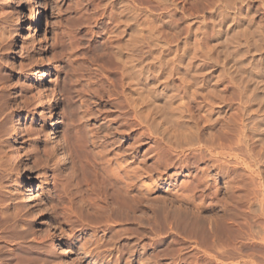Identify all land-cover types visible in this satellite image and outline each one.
I'll list each match as a JSON object with an SVG mask.
<instances>
[{"label":"rangeland","instance_id":"1","mask_svg":"<svg viewBox=\"0 0 264 264\" xmlns=\"http://www.w3.org/2000/svg\"><path fill=\"white\" fill-rule=\"evenodd\" d=\"M146 1L129 0L133 27L122 35V27L111 20L109 0H0V264L195 263L193 248L179 239L169 238L154 252V241L168 234L154 228L156 205L166 203L175 211L188 209L196 216L215 217L218 211L207 207L211 195L220 190L224 198L230 185L208 166L206 154L202 160L198 149L181 148L164 137L161 127L169 112L163 108L162 97H152L147 83L160 94L174 62L181 61L188 80L197 72L212 73L211 85L224 90L246 78L241 68L249 62L243 60L252 56L241 54L249 50L262 73L255 107L263 108L264 0L239 1V18L237 10L223 9L220 1L174 0L178 7L168 0ZM35 11L40 13L39 30L32 22ZM224 16V34H215ZM18 34L22 38L13 51ZM127 41L134 65H138L131 76L133 90L126 87L122 65L113 55L114 48ZM235 52L242 58L233 57ZM157 57L163 58L161 64L154 61ZM238 64L244 66L239 69ZM152 75L156 80L147 81L146 76ZM174 79L169 90L177 96L181 83ZM232 91L227 99L232 98ZM149 98L154 105H147ZM231 104L238 106L237 101ZM53 115L59 130L55 142L45 133ZM17 117L24 120V131L13 139V129L7 126ZM262 130L263 141L256 152L264 155ZM245 158L254 172L246 166L247 170L240 171L247 180L244 189L259 192L260 201L264 198V160L256 166L253 159ZM112 175L121 184L145 186L146 211L144 216L136 215L146 217V233L121 222L112 224V232L105 226L100 212L107 207L103 191ZM191 190L196 191L194 195ZM260 205L259 214L263 212ZM142 237L146 238L143 242ZM111 239L116 243H107ZM246 240L252 243L251 238ZM144 244L146 262L137 260ZM260 249L244 250L242 258L225 263L242 264L254 255L262 259L264 249ZM173 250L177 252L172 254ZM207 253L214 254L208 249ZM180 255L187 259L182 256L185 261L181 262ZM199 263L205 264L203 260Z\"/></svg>","mask_w":264,"mask_h":264},{"label":"bare ground","instance_id":"2","mask_svg":"<svg viewBox=\"0 0 264 264\" xmlns=\"http://www.w3.org/2000/svg\"><path fill=\"white\" fill-rule=\"evenodd\" d=\"M148 1L150 3H154V0H148ZM160 1H164V0H160ZM168 1L171 3V5L178 7L176 1L174 0H168ZM211 1H214V2L220 1L223 4L222 8L225 10H230V9H233L235 11L237 10V13L235 15H237L238 18L240 17L239 15L242 10L240 8H236V6H237V3H239V1L241 0H211ZM241 2L244 3L246 1L242 0ZM160 3L161 2H158L157 4H160ZM248 5L249 3L246 4V6ZM106 6H108L111 10V13H110L111 20L114 23H117V25H120V27H122L123 31L122 32L120 31L121 32L120 34L125 35L129 31H131L133 27L132 25L133 24V17H132L133 13H132V7L129 3V0H109V2L106 3ZM226 18L227 17L225 16L221 18L222 20L217 24V27L219 29L217 30L215 28L216 29L215 34L217 33L224 34L223 31L225 29L222 27H224L227 21ZM32 22L35 25L36 29L39 30L40 13L38 11H35V13L33 14ZM117 25L115 26L118 27ZM220 28H222V30H220ZM17 38L18 39H16L13 45L14 46L13 51L16 50L18 46L17 44L18 40L21 39L22 36L18 34ZM113 43H115V41ZM130 44L131 43L127 41L125 44L121 46H116V48H114L113 55H114V59L117 61L116 63L119 62L122 65V68H123V70H121L122 78L126 82L125 83L126 87H128L129 89L130 88L132 89L133 82H132L131 76L134 74L137 64L134 65V60L132 58L133 56H131V45ZM42 50L44 51L45 48H43ZM239 51L240 50H238V52ZM238 52L237 53L235 52L236 55L233 54V57L236 56L238 59H240L242 58L241 56L243 57L252 56V57H249L250 59H246V61L243 60V62L246 64H247V61L249 62L247 65H245V67L241 68V66H244L243 64H241V66L240 64L237 65L239 69L241 68L246 71L245 74H247V76L244 79L242 78L239 79L238 82L240 83H235L234 86H227L224 88V90H218V87H219L218 84L211 85L213 81L212 73L205 74V73L197 72L194 75H192L188 80V74L185 73L184 68L182 69L180 67L181 61L174 62L175 64L172 67L171 72L168 73L169 75H166V77L168 76L167 78H165L166 82L162 84L163 88L160 94L149 83H147V87L150 88L149 91L151 92L152 97L155 99L162 97L164 100L163 108L168 110V112L170 113V114L169 113L167 114L169 116L168 117L169 122L168 120L167 122L165 121V123L163 122L162 127H161V129L165 128V133L162 132L165 134L164 137H166V139L168 138L171 139L170 141H174L175 143H177V145H180L181 148L187 147L189 149H193V151L194 149H198L202 154L201 155L202 160L205 159L203 155L206 154V156H208L206 160V162L208 163V166L210 168H213V171H217L216 172L217 176L228 180L226 184L230 185V186H227L228 188L226 189L227 190L226 193H224L225 195L224 198L222 199L220 198V194H222L220 190L219 192H213V194L211 195V202L209 206L207 204V207H209L210 211L212 212L218 211L217 212L218 214L215 215V217L203 218L202 216L201 217L196 216L192 214V212H190L188 209H185L186 211H182V209L179 208L180 209L179 211H175L173 209L168 208V206H165L166 203L165 204L161 203V204H164L165 207L163 205L162 207H160L159 206L160 202L159 204L157 203L156 206L158 207V209L155 207V205H152L156 208L155 213L157 215V216H154L156 217L155 219L156 225H154L155 226L154 228H156L155 230L158 229L159 231H161V233L165 231L166 233H168L167 235H165L166 237L164 239L162 238L161 240L157 239L154 241L157 244L154 252L157 251L158 248L162 247L161 243L165 244L167 243L166 241L169 238H174V239H179V243L183 245H186V246L191 245V248H193L191 252H194L193 255L195 258L194 264H197V262L201 260H203L205 264H226L225 263L226 260L227 261L230 259L239 260L240 258H242V251L244 250L245 251L247 250L257 251L258 249L261 250L260 248L264 249V198L262 196V200L259 198L260 199L259 201L258 200V197L260 196L258 195L259 192H257L258 193L257 194L256 192H254L255 190L253 189L252 190L244 189V187L246 188L245 185L247 184L245 183L247 180L243 178V176L241 175L242 173L240 174V171L243 170V167L246 166L248 170L252 167L251 165H246L245 157H249L250 159H253L254 164L256 166L258 165L260 161L264 160V155L259 152H256L258 145L263 141L261 139V136H262L261 133L263 132L262 129L264 128L263 127L264 126L263 125V122H264V109L263 108L264 107L263 108L255 107L258 101V97L256 96L255 92L258 90L257 87H259L258 83H259V79L261 76L260 75L261 72H258L257 70L258 69L257 64L255 63L256 60H255V57L253 56L254 53H252V51L242 50V52H245L246 54L242 55L240 51L241 56H239L240 54ZM230 56L232 55H229V57ZM162 60L163 58L157 57L155 58L154 61L161 64ZM232 68L233 67L231 66L230 69ZM142 73L144 74L143 71L141 72V74ZM182 73L184 77H181ZM175 76L181 83L180 90L178 91L179 94L177 96H174L173 94H171V90H169V88L172 85H174V82L176 80L174 79ZM227 76L229 77L231 76V74L230 75L228 74ZM228 77L226 78L224 77L225 79L224 78L223 79L226 80ZM146 80L147 81L156 80V77L154 78L153 75L146 76ZM224 80L221 81L219 79L218 82L223 84L226 82V81L224 82ZM143 81L144 79L139 81L138 84L140 85V82L143 83ZM157 82H159V80H157ZM252 83L256 84V86L255 84L253 85L256 88H253V86L252 87L250 86ZM139 89L142 90V88L140 87ZM231 90H233L231 92L232 98L227 99L226 94L229 93ZM259 90H261V87ZM199 99L201 101H199ZM127 100H128V97H127ZM236 101L238 104L237 107L231 104ZM146 103L147 105H151V104L154 105L151 99L149 101H146ZM230 112L231 114L229 115ZM255 115L257 116L255 117ZM50 120L51 121L49 125V130L48 131L44 130V131L45 133H47V136L49 137L50 141L55 142L59 139L58 125H57V122L55 121L54 115L51 117ZM10 123L7 126L8 127L7 130H9L10 128L13 129V132L12 130H10L12 133L11 136L13 137V139H19L24 131V120L21 117H17L13 121V124H10ZM166 123L167 125L171 123V126L167 127ZM171 127L173 128V130L171 129ZM166 141H167L166 143L168 144V140ZM174 142L173 144H175ZM241 155H244V156H241ZM229 159H232V160H229ZM233 163H236L235 167H232ZM251 169L249 172L252 174L254 171H251ZM106 174H108V172ZM111 174H114V173H111ZM231 176H233L232 180H230ZM109 179H110V182L108 181V178H107V181L109 182V184L107 185L108 187H104L105 190L102 187V190H104L103 192L106 198L105 200H106L107 207L102 212H100V214L103 215L101 217L105 219V222L107 224L105 226L108 228V231L112 232L114 230L115 227L112 224L115 225L116 223L121 222L122 224L124 223V226H134V225L139 226L140 227L139 229L142 230L144 233H146V219H145L146 217L143 218L142 216L136 215L137 213L140 212L144 216L145 211H146L147 204H146L145 186L144 185L132 186L129 183L124 184V182H122L121 184L119 180H117V178L114 177L113 175L110 176ZM102 183L103 182L101 181V184ZM201 184L203 185L204 183H201ZM135 185L137 184L135 183ZM135 192L138 194V196L136 195L137 197L135 195L133 196ZM192 192H193L192 195H194V192L196 191H192ZM255 194L257 195L255 196ZM251 196H254V197L251 198ZM187 200L189 201L190 199H187ZM229 200L231 201V203H229ZM191 201H194V200H191ZM258 203H260L261 205ZM258 205H260L261 207L263 206V209H262L263 212L260 214L257 213ZM153 210L154 209H152V212ZM246 237H247V240L248 239L250 240L251 238V241H252V243L250 242L251 244L250 243L247 244L248 243L247 240H246L247 243L244 242ZM142 238H143V240L141 239L142 242L146 240L145 237H142ZM141 240L139 239V241ZM239 240H242V241L239 242ZM112 241L114 240L111 239L110 242H107V241L106 242L111 244ZM171 241H174V240H171ZM175 241H174V244H175ZM176 244H178L177 241H176ZM169 245H170L169 247H171V244ZM145 247H146L145 244L142 245L141 248L143 251L142 250L141 251L143 253L141 252V254H139V256L137 257L138 258L137 260H140V261L144 260V262H146V251H145L146 248ZM207 249L211 250L214 254L213 253H212L213 255L208 254ZM175 251L173 250V252L172 251L170 252H172L173 254ZM187 253L189 254V252ZM200 253L204 254V255L202 254L203 256L202 258L198 256ZM190 255L189 257H191ZM182 256H181V262L185 261V258H186L185 255L183 256L185 258H183ZM256 256L255 255L254 257L251 256L249 259V262L245 261L242 263L241 261L240 263L242 264H258V263L262 264L264 263V258L261 259Z\"/></svg>","mask_w":264,"mask_h":264}]
</instances>
